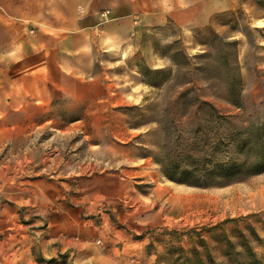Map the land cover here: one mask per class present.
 I'll use <instances>...</instances> for the list:
<instances>
[{
  "label": "crops",
  "instance_id": "0c3cea01",
  "mask_svg": "<svg viewBox=\"0 0 264 264\" xmlns=\"http://www.w3.org/2000/svg\"><path fill=\"white\" fill-rule=\"evenodd\" d=\"M226 8V0H0V127H48L37 113L92 101L100 83L88 75L92 41L85 33L114 28L108 39L115 44L138 20ZM70 140L46 138L50 151L35 147L0 165V264H120L141 252L135 236L154 222L141 204L126 201L140 175L98 167L93 157L86 162L83 139L66 151Z\"/></svg>",
  "mask_w": 264,
  "mask_h": 264
},
{
  "label": "rangeland",
  "instance_id": "374dc122",
  "mask_svg": "<svg viewBox=\"0 0 264 264\" xmlns=\"http://www.w3.org/2000/svg\"><path fill=\"white\" fill-rule=\"evenodd\" d=\"M226 2V9L212 15L138 20L130 37L115 44L108 39L114 28L103 36L85 33V40L92 41L88 75H97L100 83L92 101L86 97L83 104H58L54 110L37 113V122L49 120L48 127H0V165L13 163L12 154L35 147L37 152L50 151L51 145L42 142L46 138L69 137L73 143L66 145V151L83 139L78 147L86 162L93 157L98 167L109 164L140 175L136 180L143 182L134 186L127 206L141 204L143 215L154 223L135 236L141 252L119 258L120 264H177V247L189 246L187 231L234 218L255 229L261 238L256 250L264 255V172L229 186L200 188L168 180L156 161L170 97L191 77L199 79L207 94L224 89L235 76L231 72L235 57L246 117L264 123V0ZM179 48L190 57L204 52L207 56L186 63L179 58L176 66L171 57ZM198 66L203 71L193 75ZM153 70L162 71L155 77L164 82L159 88L148 84L154 79L149 73Z\"/></svg>",
  "mask_w": 264,
  "mask_h": 264
},
{
  "label": "trees",
  "instance_id": "16d2710c",
  "mask_svg": "<svg viewBox=\"0 0 264 264\" xmlns=\"http://www.w3.org/2000/svg\"><path fill=\"white\" fill-rule=\"evenodd\" d=\"M206 56L207 52L190 57L179 48L171 60L177 66L179 58L186 63ZM203 69L198 66L192 73ZM161 72L149 71L154 77L150 86L163 85L155 81ZM231 72L235 76L228 79L225 90L207 94L199 79L191 77L170 97L156 159L168 180L200 188L225 187L264 172V123L246 117L237 57ZM186 234L189 246L177 247V264H264V255L260 257L255 246L260 236L250 224L241 225L239 218Z\"/></svg>",
  "mask_w": 264,
  "mask_h": 264
},
{
  "label": "built area",
  "instance_id": "2783aa9c",
  "mask_svg": "<svg viewBox=\"0 0 264 264\" xmlns=\"http://www.w3.org/2000/svg\"><path fill=\"white\" fill-rule=\"evenodd\" d=\"M109 14H110L109 11H107V10L106 11H103L102 14H101V17L107 19L109 17Z\"/></svg>",
  "mask_w": 264,
  "mask_h": 264
}]
</instances>
